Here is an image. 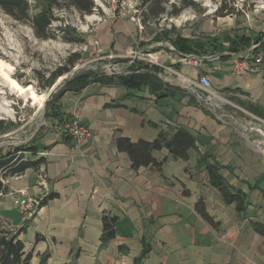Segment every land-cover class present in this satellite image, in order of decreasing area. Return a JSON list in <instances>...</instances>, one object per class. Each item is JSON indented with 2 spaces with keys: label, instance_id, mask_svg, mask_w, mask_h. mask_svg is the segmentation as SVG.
I'll use <instances>...</instances> for the list:
<instances>
[{
  "label": "crops",
  "instance_id": "obj_1",
  "mask_svg": "<svg viewBox=\"0 0 264 264\" xmlns=\"http://www.w3.org/2000/svg\"><path fill=\"white\" fill-rule=\"evenodd\" d=\"M95 22L96 55L107 61L115 58L131 73L132 65L147 66L163 86L154 93L149 87L134 91L94 83L60 97V114L80 117L91 137L77 148L72 139L58 133L60 123L51 118L55 131L39 141L48 147L47 164L10 177L6 191L42 192L46 202L26 220L20 213L23 219L19 217L11 198L0 197V219L15 229L24 228L19 238L31 254L29 264H41L46 255L45 264H264V235L253 228L255 222L264 225L262 155L248 135L217 114L248 111L249 106L264 112V64L251 76L238 77L231 70L235 55L253 46L264 53V22L249 18L240 24L236 17L228 18L222 29L201 38L209 50L204 56L218 59L199 67L184 66L182 55L189 53L171 44L157 42L158 49L144 50L133 23L109 16ZM245 38L250 39L249 48L241 47ZM235 46L239 52L232 50ZM137 52L151 54L158 64L141 61ZM202 75L211 79V91L183 82L184 77L199 80ZM156 125L188 128L196 136L197 149L190 151L189 160L173 159L167 150L155 152L158 161L166 158L161 170L152 166L135 170L128 154L117 149L116 139L153 141L159 134ZM206 152L220 161L230 184L248 195L245 214L226 204L209 184L207 172L198 164ZM200 198L216 227L196 211ZM105 214L118 221L116 237L102 245Z\"/></svg>",
  "mask_w": 264,
  "mask_h": 264
},
{
  "label": "rangeland",
  "instance_id": "obj_2",
  "mask_svg": "<svg viewBox=\"0 0 264 264\" xmlns=\"http://www.w3.org/2000/svg\"><path fill=\"white\" fill-rule=\"evenodd\" d=\"M29 2L33 16L43 8L45 0ZM95 5L93 15H81L76 9L65 6L56 8L51 26L52 38L48 40L36 37L30 21H18L0 8V151L36 143L41 148L39 141L42 135L55 131L50 116L51 107L48 110L50 100L43 101V98L49 96L55 85L62 84L52 97L56 96L57 104L61 91L67 89L77 74L92 72L99 76L98 72H105L98 70L100 62L94 61L97 50L94 31L98 25L95 21H100L102 17L133 23L142 47L151 51L159 48L154 46L155 43L170 45L171 38L179 34L200 38L214 34L222 29L224 21L233 16L240 24L249 18L253 22L259 18L261 23L264 22V0H119L116 4L113 0H95ZM114 12L116 18L112 17ZM122 38L126 40L124 35ZM76 54L82 58L69 72L57 78L51 88L48 87L61 70L70 67V59L75 58ZM119 64L121 69L129 71L128 66ZM78 67L83 69L75 72ZM92 84L90 82L88 86ZM233 111L217 114L251 138L264 162V147L258 143L264 137L258 131L249 129L252 126L260 127L261 122L250 111ZM223 114L227 116L223 117ZM43 152L40 149L39 153ZM39 153L37 157H42ZM25 157L31 155L26 154ZM19 217L23 219L20 214ZM1 223L5 222L0 219ZM4 227L11 231L15 229L6 224Z\"/></svg>",
  "mask_w": 264,
  "mask_h": 264
},
{
  "label": "trees",
  "instance_id": "obj_3",
  "mask_svg": "<svg viewBox=\"0 0 264 264\" xmlns=\"http://www.w3.org/2000/svg\"><path fill=\"white\" fill-rule=\"evenodd\" d=\"M68 7L76 9L81 15H93L95 12V0H45L43 8L35 15L31 14V4L29 0H0V8L8 15L18 21H30L31 26L37 38L48 40L52 38L51 26L55 20V9L59 7ZM77 40V39H76ZM73 40V41H76ZM258 38L257 41H260ZM171 45L181 53H194L207 55L209 50L205 40L190 39L179 34L175 38H171ZM244 43L241 47H250V39H242ZM240 41V42H241ZM235 44L233 43L232 46ZM232 47L234 52H239L237 46ZM264 51V43L262 45ZM246 49V48H245ZM259 50H256L258 52ZM211 54H215L214 51ZM264 54V53H263ZM81 55L76 54L75 58L70 59V67L61 70L52 80L48 87H52L56 79L65 73L69 72L76 63L81 59ZM144 68V70H143ZM132 73L122 76H97L92 72L77 74L75 79L69 82L66 90L61 91V95L67 92H81L88 83H102L105 85H122L134 91H140L149 87L152 92L159 91L163 83L151 73L147 66L138 64L137 67L132 65ZM92 76H95L92 78ZM84 78H89L87 81H82ZM172 90V89H171ZM167 91V93H171ZM173 93V92H172ZM56 98V96H55ZM53 98L48 103V110L51 107L50 116L60 122V111L56 104V99ZM248 111L258 117L264 119V112L257 107L249 106ZM1 124V122H0ZM157 126V125H156ZM158 127V126H157ZM159 134L153 141L139 140L133 142L127 137L120 136L116 139V147L120 152L127 153L132 167L138 170L143 167L152 166L157 170H161L165 160L158 161L154 157L155 152L167 150L170 156L176 160H189L190 151L197 149L196 136L186 127L171 126L158 127ZM40 149L46 150L48 147L39 146V144L26 145L20 147H12L7 150L0 151V192L7 191V179L10 177L20 176L28 170H39L47 164L45 156L37 157ZM30 154L31 157H25ZM198 164L208 175L209 184L216 188L224 202L228 205L234 204L239 214H245L249 206V197L241 189L231 185L230 182L222 174V165L217 158L211 153L200 154ZM55 196L51 195L50 198ZM46 198L42 203L46 202ZM196 211L210 224L217 226L218 223L208 213L206 204L203 198H200L196 204ZM118 218L105 214L103 216V230L100 238L102 245L108 244L116 237V225ZM6 223L0 224V264H29L31 254L26 251L25 244L20 240L19 236L24 228L11 231L6 229ZM8 225V224H6ZM253 228L264 235V225L261 223H253ZM150 245H146L145 250L149 251ZM47 255L42 257L41 264H45Z\"/></svg>",
  "mask_w": 264,
  "mask_h": 264
},
{
  "label": "built area",
  "instance_id": "obj_4",
  "mask_svg": "<svg viewBox=\"0 0 264 264\" xmlns=\"http://www.w3.org/2000/svg\"><path fill=\"white\" fill-rule=\"evenodd\" d=\"M118 1L119 0H113V3L116 4ZM112 17H117L115 12L113 13ZM96 44L98 45V43ZM256 50L257 46H253L249 51L234 56L231 64V70L235 76H251L257 74L262 70L264 64V54L263 52L257 53ZM137 53L141 61L149 63V61L152 60L153 62L158 64L157 59H151V54H146L144 52ZM209 59L211 61H214L215 59H218V57H215V55L200 57L197 54L189 53L182 55L181 62L184 66L199 67L204 61ZM103 60L104 59H101L100 54L94 57V61L100 62V64L98 65V70H105L104 73L98 72L99 76H122L131 73L130 70L124 71L123 69H121L119 64L120 62H116L115 58L114 62L105 64H103ZM110 61H113V57L110 58ZM183 82L186 84V86H200L201 89L205 91H211L212 89V81L206 75L200 76L199 80H192L184 77ZM206 98L207 100L211 101V95L206 96ZM214 109L217 110V107H215ZM218 116V118L221 119V115ZM222 116L224 117L227 115L223 114ZM254 118L257 121L261 122L260 127L252 126L249 129L258 131L264 137V119L258 116H254ZM59 123L60 125L58 126V133L61 136L72 139L75 142L77 148H80L91 137L90 128L86 124H84L78 116L71 117L69 115L61 114ZM258 143L260 145H263L264 147V139L258 141ZM262 150L264 152V148ZM39 155L45 156L46 153H39ZM4 196H7L11 198L12 201H14L19 213L26 219H32L35 216L42 205L43 199L45 198L44 193H33L26 188L14 189L10 190L9 192H0V197Z\"/></svg>",
  "mask_w": 264,
  "mask_h": 264
},
{
  "label": "water",
  "instance_id": "obj_5",
  "mask_svg": "<svg viewBox=\"0 0 264 264\" xmlns=\"http://www.w3.org/2000/svg\"><path fill=\"white\" fill-rule=\"evenodd\" d=\"M81 69H83V67H81V68H76L75 69V72H77L78 70H81ZM73 74H75V73H73ZM71 80V79H70ZM70 80H68V81H70ZM62 85V84H61ZM60 84H57V85H55L53 88H52V91L49 93V96H48V99H47V102L49 101V100H51L52 99V97H53V95L55 94V93H57V91H58V88L61 86Z\"/></svg>",
  "mask_w": 264,
  "mask_h": 264
},
{
  "label": "bare ground",
  "instance_id": "obj_6",
  "mask_svg": "<svg viewBox=\"0 0 264 264\" xmlns=\"http://www.w3.org/2000/svg\"><path fill=\"white\" fill-rule=\"evenodd\" d=\"M47 99H48V96L44 97L43 98V101H47Z\"/></svg>",
  "mask_w": 264,
  "mask_h": 264
}]
</instances>
